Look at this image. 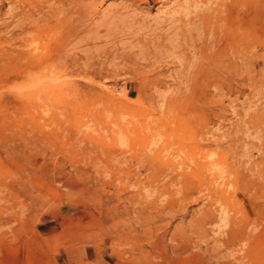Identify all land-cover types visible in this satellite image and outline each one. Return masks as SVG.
Returning a JSON list of instances; mask_svg holds the SVG:
<instances>
[{
    "label": "rangeland",
    "instance_id": "obj_1",
    "mask_svg": "<svg viewBox=\"0 0 264 264\" xmlns=\"http://www.w3.org/2000/svg\"><path fill=\"white\" fill-rule=\"evenodd\" d=\"M188 1L0 0V264H264L263 11Z\"/></svg>",
    "mask_w": 264,
    "mask_h": 264
},
{
    "label": "bare ground",
    "instance_id": "obj_2",
    "mask_svg": "<svg viewBox=\"0 0 264 264\" xmlns=\"http://www.w3.org/2000/svg\"><path fill=\"white\" fill-rule=\"evenodd\" d=\"M79 1H82V3L81 4H83L84 5V7H83V13H84V15H86L88 12H89V6L92 4V2H93V0H79ZM185 1H187V0H185ZM189 2V5L190 6H194L196 3H194V0H189L188 1ZM259 4V6H260V8L262 9V11H263V15H262V17L264 18V0H213V2H210L209 3V6L210 7H218V6H220V5H228V7H230L231 9L233 8V12H231V15H229L226 19H228V26L230 27V28H233L234 29V24H236V25H238L237 27H241V26H243L244 27V29H247V27L249 26L250 27V21L248 20V19H246V20H244V21H241V23L240 24H238L237 23V14L235 13V11L234 10H236L238 7H242L243 8V11L245 10L247 13H253L254 12V10H256L257 9V5ZM229 11H231V10H229ZM242 11V12H243ZM241 12V13H242ZM245 14V13H244ZM252 15V14H251ZM250 15V16H251ZM256 16V15H255ZM241 17H243V16H241ZM78 18V17H77ZM76 18V19H77ZM208 18H209V15H207L205 18H204V21H205V24L207 25L208 23H209V21H208ZM217 18H220V20H221V18H222V14H219L218 16H217ZM225 18H224V20H225ZM253 18V17H252ZM188 19V18H187ZM242 19V18H241ZM251 19V18H250ZM80 20V19H79ZM78 20V21H79ZM226 21V20H225ZM255 21V20H254ZM174 22V21H173ZM178 22L180 23V22H182V20L181 19H179L178 20ZM226 23V22H225ZM72 24V23H71ZM225 25H227V24H225ZM253 25V24H252ZM170 27V26H169ZM174 27V26H173ZM229 27H227V28H229ZM255 27V26H254ZM60 28V27H59ZM204 28H205V26H204ZM203 28V29H204ZM238 28V29H239ZM257 29H258V27H256ZM65 29V28H64ZM236 29V28H235ZM243 29V28H242ZM255 29V28H254ZM57 30H59V29H57ZM174 30V29H173ZM224 30V29H223ZM226 30V29H225ZM237 30V29H236ZM240 30V29H239ZM256 30V29H255ZM51 32V31H50ZM173 32V31H172ZM215 32H216V30H215ZM237 32V31H236ZM53 34H55V33H57V31L54 33V32H52ZM178 33V32H177ZM233 33V32H232ZM246 34V33H245ZM67 35V34H66ZM216 35H218V33L216 34ZM247 35V34H246ZM246 35H245V37H246ZM257 35V34H256ZM262 35V34H261ZM244 36V35H243ZM51 37V36H50ZM49 37V38H50ZM65 37V36H64ZM63 37V38H64ZM216 37V36H215ZM230 37H232V36H230ZM244 37V38H245ZM246 38H248V37H246ZM58 39H60V38H58ZM230 39V38H229ZM242 39H243V37H242ZM263 39V38H262ZM224 40V39H223ZM246 40H248V39H246ZM245 40V41H246ZM253 40V39H252ZM233 41L235 42V40L233 39ZM236 41H240V39H238V40H236ZM245 41H243V42H245ZM55 42H57V41H55ZM71 42V41H70ZM202 42V41H201ZM222 42V41H221ZM234 42H232L233 43V45H234ZM252 42V41H251ZM65 43V42H64ZM224 43V42H223ZM240 43H241V41H240ZM239 42H238V46H240V45H242V43L240 44ZM58 44V43H57ZM60 44V43H59ZM62 44V43H61ZM236 44V43H235ZM249 44V43H248ZM47 45V44H46ZM191 45V44H190ZM251 45H253V44H251ZM228 46V45H227ZM232 46V45H231ZM234 46H236V45H234ZM219 48V47H218ZM220 49V48H219ZM226 49H227V47H226ZM226 49H224L223 48V50H226ZM244 49V48H243ZM220 51V50H219ZM241 51V50H240ZM212 53H214V52H212ZM223 53H225V52H223ZM216 54V53H215ZM220 54V53H219ZM222 54V53H221ZM214 56V55H213ZM244 56H246L245 54H244ZM61 57V56H60ZM221 57H222V55H221ZM29 58V57H28ZM199 58V57H198ZM219 60V59H218ZM220 61V60H219ZM47 65V64H46ZM46 65H44V66H46ZM49 68V67H48ZM44 69V68H43ZM42 69V70H43ZM32 70V69H31ZM31 70H29V69H27L25 72H24V74H25V76L27 75V76H29V74H32V73H34L33 72V70L31 71ZM196 70V69H195ZM253 70V69H252ZM41 72V70L38 72V73H40ZM242 73V72H241ZM192 74H194V73H192ZM23 75V74H22ZM26 76V77H27ZM193 76H191V77H189V78H192ZM252 79L254 78V77H251ZM194 79V78H193ZM193 79H191V81H185L184 82V85L186 86V88H188V89H191L192 87H195L194 85H193ZM56 84V83H55ZM211 85V84H210ZM180 96V95H179ZM167 103L168 102H166V105H167ZM171 103H173V102H171ZM168 104H170V103H168ZM191 108V107H190ZM170 112H172L173 113V111H171L169 108H166V110H165V113H164V117H165V119H166V121H164V124L165 125H167V124H171V123H173V119H172V117L170 116ZM187 114H188V112H186ZM172 115V114H171ZM170 116V117H169ZM188 117V116H187ZM254 122V121H253ZM192 124V123H191ZM253 124V123H252ZM197 131V130H196ZM199 132V131H198ZM197 135H198V133H196ZM167 143V142H166ZM169 145V144H168ZM171 148V147H170ZM175 148V147H174ZM175 154V153H174ZM194 162V161H193ZM195 163V162H194ZM200 163H198V168H202V165H199ZM213 164H214V162H213ZM193 168V167H192ZM185 170V169H184ZM194 171V170H193ZM199 172V171H198ZM200 173V172H199ZM183 175V174H182ZM196 176H198V175H196ZM187 177H188V175H187ZM199 178H201L200 176H199ZM201 179H203V178H201ZM184 180V179H183ZM192 181V180H191ZM203 181V180H202ZM198 182V183H197ZM194 181L193 183L194 184H196V185H199L200 183H201V181ZM184 184H186L185 182H184ZM191 184V183H190ZM189 184V185H190ZM210 186V185H209ZM184 188V187H183ZM211 189V188H210Z\"/></svg>",
    "mask_w": 264,
    "mask_h": 264
}]
</instances>
